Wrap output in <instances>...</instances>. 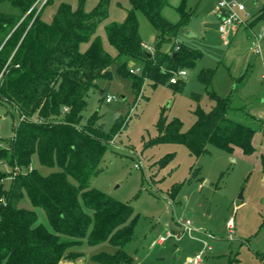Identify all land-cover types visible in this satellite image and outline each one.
Returning <instances> with one entry per match:
<instances>
[{"label": "trees", "instance_id": "obj_1", "mask_svg": "<svg viewBox=\"0 0 264 264\" xmlns=\"http://www.w3.org/2000/svg\"><path fill=\"white\" fill-rule=\"evenodd\" d=\"M7 1L13 11H0V102L13 104L27 119L20 120L5 146L0 143V161L12 168L10 173L0 171V264H60L79 258L85 241L98 244L106 240L117 250L100 252L94 259L104 264H132L134 257L125 245L134 238L140 214H135L131 203L91 186L92 177L102 169L107 144L122 126L115 124L106 132L94 119L82 123V111L96 79L109 76L113 64L131 80L138 95L147 79L182 90L184 79L174 83L170 78L179 69L195 66L203 53L177 41L169 51L161 46L184 31L193 11L182 0L177 6L180 21L174 23L162 14L169 0H131L125 19L105 26L116 49L112 54L97 34L99 21L107 17L103 2L86 11L82 0L76 8L64 1L47 20L43 13L50 0L40 8V0ZM136 10L143 11L158 32L154 51L144 47ZM134 66L140 72H131ZM214 73V69L203 68L198 75L213 107L204 110L200 105L204 95L193 93L198 103L193 125L184 130L178 117L168 120L162 113L159 136L153 142L185 144L196 157L210 146L227 151L238 148L246 155L256 152V128L228 115L231 98L212 88ZM34 153L42 165L58 170L44 175L31 167ZM261 167L264 173V153ZM200 172L199 167L195 175ZM8 177L11 185L6 190ZM26 195L34 207L45 211L51 229L38 222L36 210L20 206Z\"/></svg>", "mask_w": 264, "mask_h": 264}, {"label": "rangeland", "instance_id": "obj_2", "mask_svg": "<svg viewBox=\"0 0 264 264\" xmlns=\"http://www.w3.org/2000/svg\"><path fill=\"white\" fill-rule=\"evenodd\" d=\"M39 3V8L45 3ZM46 1V0H45ZM74 8L80 0H50L43 16L50 20L61 2ZM86 11L100 2L107 17L99 21L97 34L112 54L105 26L121 22L132 8L131 0H82ZM169 0L162 14L170 21H180L176 3ZM219 0H187L195 9L186 28L171 41L162 44L168 51L176 41L197 48L203 53L195 66L187 68L182 90H174L168 83L154 84L145 80L138 95L131 80L121 74L116 65L111 74L96 79L86 97L82 123L91 119L109 132L115 124L121 130L107 144L102 169L91 179V186L108 195L129 202L135 214H140L132 241L125 245L134 257L132 264H187V257L212 246L204 255L203 264H264V173L257 154L245 155L240 149L227 151L210 146L200 157L188 147L176 142H153L159 136L158 122L162 113L168 120L178 117L187 130L196 121L198 105L193 93L204 95L201 107L209 111L214 101L206 96V84L199 79L203 68L214 69L212 88L223 97L231 98L229 116L256 128L254 138L264 135V93L261 74L264 68V0H237L245 5L243 25L230 28L224 40L217 31ZM0 11H13L9 1H0ZM245 12L249 16H245ZM139 32L148 44L157 42V31L141 10H136ZM194 34V37H190ZM259 34H263L259 38ZM197 35V37H196ZM226 41V43H225ZM83 44V48L87 47ZM134 68H137L134 66ZM177 76V74H176ZM115 96L111 102L106 96ZM36 120V116L33 117ZM21 120V115L9 102H0V143L5 146ZM260 123V124H259ZM260 132V133H259ZM264 151V143L258 142ZM255 147H257L255 145ZM31 166L47 175L58 168L40 163L37 153L32 155ZM201 168L200 176L195 175ZM0 171L10 173L12 168L0 161ZM11 177L5 179L9 189ZM173 188H176L174 194ZM242 194L243 197H240ZM20 206L36 210L38 222L51 229L45 211L34 207L26 195ZM189 218L195 231L183 233L180 219ZM232 223L230 227L229 224ZM166 231L173 236L162 244H153ZM209 232L210 236L206 235ZM176 236H179L177 238ZM159 243V242H156ZM82 254L71 264H104L94 256L100 252L114 253L117 246L106 240L98 244L87 241L79 248ZM64 264V263H63Z\"/></svg>", "mask_w": 264, "mask_h": 264}, {"label": "built area", "instance_id": "obj_3", "mask_svg": "<svg viewBox=\"0 0 264 264\" xmlns=\"http://www.w3.org/2000/svg\"><path fill=\"white\" fill-rule=\"evenodd\" d=\"M41 1V0H40ZM45 0L42 2L44 3ZM217 8L220 11V20L218 24V31L220 34L224 37L227 36L230 28L232 27H239L243 25L244 16L242 13L246 10L245 5L242 2H239L237 0H219L217 4ZM245 16H249L248 12H245ZM263 34H259V38L261 39ZM144 47L148 50H152L153 47L144 44ZM176 50L179 48V45H176ZM133 73L140 72V68H134L132 67L130 69ZM177 74V76H176ZM187 75L186 69H179L178 71L174 72L173 76L170 78L171 82H177L179 80V77H185ZM261 79L263 83V91H264V68L263 73L261 74ZM113 99H115V96H112L108 94L106 96V101L111 102ZM67 111V108L64 109ZM27 119V116L22 114L21 120ZM32 167V166H31ZM17 171V170H16ZM180 226L183 227V233H189L190 235L195 231L194 226L192 225V222L189 218L187 219H180L179 220ZM229 226H232V223L230 222ZM207 236H210L209 232H206ZM173 234L171 231H166L165 234L160 236L159 243L162 244L167 238L172 237ZM179 238V236H176ZM212 246L210 244L206 245L205 248L201 249L200 251H197L194 255L189 256L187 259V264H203L204 262V255L207 250H211Z\"/></svg>", "mask_w": 264, "mask_h": 264}, {"label": "crops", "instance_id": "obj_4", "mask_svg": "<svg viewBox=\"0 0 264 264\" xmlns=\"http://www.w3.org/2000/svg\"><path fill=\"white\" fill-rule=\"evenodd\" d=\"M173 2H175L176 3V7L181 3V1L182 0H172ZM172 1H171V3H172ZM188 4V3H187ZM189 7V6H188ZM189 9H191L192 11H193V13L192 14H194V11H195V9L193 8V7H189ZM214 13H216V16H217V23H218V21L220 20V11H219V9L217 8H215L214 9V11H213ZM192 16V15H191ZM168 19V18H167ZM169 20V19H168ZM189 20H190V18H189ZM188 20V21H189ZM172 22V21H171ZM188 23V22H187ZM187 23H186V25H187ZM186 25H185V27H184V31L183 32H187L188 31V28H186ZM216 28H217V31H218V24H217V26H216ZM238 29V27H235V29ZM219 32V31H218ZM219 34H220V32H219ZM228 34H229V32H228ZM227 34V35H228ZM221 35V34H220ZM157 36H158V32H157ZM195 35L194 34H190V37H194ZM196 37H197V35H196ZM221 37L224 39V40H226L227 39V36L226 37H224V36H222L221 35ZM177 38V37H176ZM157 39H158V37H157ZM177 42H179V41H177ZM225 43H226V41H225ZM143 44H147V45H149V46H151V47H153L152 48V50H150V51H154V44H148V43H146L144 40H143ZM189 46V45H188ZM192 47V46H191ZM194 48V47H193ZM197 49V48H196ZM169 51V50H168ZM152 54V53H151ZM201 59V58H200ZM199 59V60H200ZM185 79V78H184ZM263 84V83H262ZM263 93H264V91H263ZM264 100V99H263ZM260 124V123H259ZM261 127L264 129V124H261ZM260 133V132H259ZM113 141V140H112ZM114 143H116L115 141H113ZM258 142H260V143H264V135L263 136H261V133L260 134H258V136H257V138H254V145H256L257 147H256V152L254 153L255 155L257 154V156L260 158V162H259V164H260V168H262L261 167V155L264 153V151L262 150V148L260 147V145H258ZM238 149V148H237ZM236 150V149H235ZM246 155V154H245ZM156 242H158V239L153 243V244H160V243H156ZM164 243V242H163ZM187 259H188V257H187ZM71 264L72 263V260H64V261H62L60 264Z\"/></svg>", "mask_w": 264, "mask_h": 264}, {"label": "water", "instance_id": "obj_5", "mask_svg": "<svg viewBox=\"0 0 264 264\" xmlns=\"http://www.w3.org/2000/svg\"><path fill=\"white\" fill-rule=\"evenodd\" d=\"M149 55L151 56L152 54H151V53H149ZM240 197H243V196H242V194L240 195Z\"/></svg>", "mask_w": 264, "mask_h": 264}]
</instances>
